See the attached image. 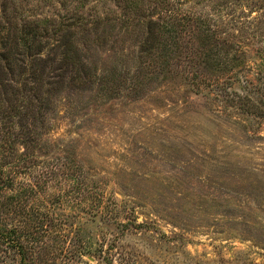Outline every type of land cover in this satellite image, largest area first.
Here are the masks:
<instances>
[{
  "label": "rangeland",
  "instance_id": "374dc122",
  "mask_svg": "<svg viewBox=\"0 0 264 264\" xmlns=\"http://www.w3.org/2000/svg\"><path fill=\"white\" fill-rule=\"evenodd\" d=\"M3 232L0 264H264V0H0Z\"/></svg>",
  "mask_w": 264,
  "mask_h": 264
},
{
  "label": "trees",
  "instance_id": "16d2710c",
  "mask_svg": "<svg viewBox=\"0 0 264 264\" xmlns=\"http://www.w3.org/2000/svg\"><path fill=\"white\" fill-rule=\"evenodd\" d=\"M22 30H24L22 28ZM21 29H18V31H22ZM32 36V35H31ZM28 30L25 29L24 31H22V34L20 36H16L17 40L20 42H27L28 40H35L36 35L31 37ZM14 172V173H13ZM11 172V174H13V176H15L16 178V173L17 171H13ZM12 181V180H10ZM14 183V182H11ZM28 235V234H27ZM18 237V234H16L15 232H3V235H0V242L2 243L3 247H5V249H11V250H15V253L21 257L20 260H24V256L26 255V250L24 249L23 244H20V240H16V238ZM23 262V261H22Z\"/></svg>",
  "mask_w": 264,
  "mask_h": 264
}]
</instances>
